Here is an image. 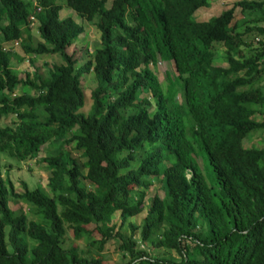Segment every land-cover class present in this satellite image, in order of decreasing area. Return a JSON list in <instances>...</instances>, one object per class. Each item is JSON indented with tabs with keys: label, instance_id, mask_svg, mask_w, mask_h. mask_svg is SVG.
I'll use <instances>...</instances> for the list:
<instances>
[{
	"label": "trees",
	"instance_id": "1",
	"mask_svg": "<svg viewBox=\"0 0 264 264\" xmlns=\"http://www.w3.org/2000/svg\"><path fill=\"white\" fill-rule=\"evenodd\" d=\"M62 1L0 0V121L13 119L0 126V154L50 172L47 191L17 193L4 175L13 164L0 160V264H102L65 240V224L98 253L118 242L127 264H264V147L243 145L264 131V0L201 22L193 15L210 0ZM63 8L95 25L93 51L78 46L84 27L61 18ZM55 54L62 63L44 74L12 71ZM159 60L173 67L165 89ZM91 73L82 115L81 78ZM156 184L163 196L132 222Z\"/></svg>",
	"mask_w": 264,
	"mask_h": 264
},
{
	"label": "rangeland",
	"instance_id": "2",
	"mask_svg": "<svg viewBox=\"0 0 264 264\" xmlns=\"http://www.w3.org/2000/svg\"><path fill=\"white\" fill-rule=\"evenodd\" d=\"M241 0H210L209 6L201 8L197 10L193 18L198 21H206L210 19L213 16H217L220 12L226 10L227 8L233 6L236 2ZM59 2L64 5V1L59 0ZM246 13H240V9L237 8L236 10V19L240 20L242 17L246 16ZM61 18L71 17L73 18L76 23L82 25L84 27V34H83V41L79 43L77 41V44L79 47L87 46L89 51H93L94 48L99 46V33L95 28V25L93 23H88L82 21L76 14L69 8H63V10L60 13ZM216 60L215 64H223V57H224V48H218L216 49ZM248 55V54H246ZM30 59L34 62L33 66L30 67ZM43 59V60H42ZM26 62L23 64H19L16 67H13L12 71L20 74L21 76H24L26 72L32 73L34 69H39L40 74L45 73V66L43 64L49 63V58L44 56H28L25 60ZM45 61V62H44ZM58 62H61V60ZM14 63V62H13ZM51 64H54V61L50 62ZM50 63L48 67H50ZM155 72L157 77L160 80L161 86L163 89H165L166 85L168 84L169 77H172L173 74V67L170 62H166L163 60H159L157 62ZM260 85L264 86V81H261ZM81 86L85 92L86 100L84 106L78 111L79 114L87 115L90 112V106H91V100H90V94L91 91L97 86V82L94 78V75L91 73L89 75H85L81 78ZM264 88V87H263ZM28 92L30 93L31 90L28 88H22L19 90V93ZM12 118L7 117L3 118L0 121V126H5L12 123ZM243 145L246 148H261L264 147V131H257L254 133L249 134L245 140L243 141ZM52 150V146L44 147L41 153L39 154V158L46 156L50 151ZM202 159L204 157L202 156ZM0 160L2 164L10 163L13 164V169L10 171H6L4 175L9 178V180L13 183L14 189L17 193H21L23 191V185H27L29 189H33L36 187L44 188L47 191L46 182L47 178L50 175L49 170L46 168L45 165L40 164L37 160L35 161H28V162H22V163H16L14 160L7 158L5 155L0 154ZM200 167L203 169L204 174L207 177V180L213 184V177L211 173V168L208 166V163L205 161L201 162L199 161ZM157 194L160 197L163 196V190L162 188L156 184L154 188L151 189V191L148 193L144 204H143V213L138 218H131L130 220L132 222H135L136 224H140L141 220L145 216L146 211L150 207L151 201L153 196ZM24 211H27V206L22 205ZM9 207L14 210L17 209L18 206L13 205L11 202H9ZM34 219L33 217L29 216V220ZM119 223L118 214H115L112 219V224ZM66 227V235L65 240L76 247H79L81 249L85 250V253H91L93 256L101 259L102 264H127L130 260L129 254H124L119 251L118 249V242L111 241L106 246L103 252L98 253L94 249H91V247L88 246L86 241L83 239H75L73 237V234L71 233V230L69 229V225L65 224ZM122 232L125 235H129V230L124 227L122 229ZM153 255L156 257H161L165 259H172L174 261H179V257L172 251H162V250H155L153 252Z\"/></svg>",
	"mask_w": 264,
	"mask_h": 264
},
{
	"label": "crops",
	"instance_id": "3",
	"mask_svg": "<svg viewBox=\"0 0 264 264\" xmlns=\"http://www.w3.org/2000/svg\"><path fill=\"white\" fill-rule=\"evenodd\" d=\"M44 57H47V58H49V63L50 62H52V61H54V64H56V65H60L62 62H58V60L60 61L61 59H60V57H59V55H57V54H55V55H52V56H44ZM43 60V59H42ZM26 61H24V63H25ZM45 62V61H44ZM23 63V64H24ZM49 63H45V64H43L44 66L45 65H47V64H49ZM51 64V63H50ZM20 90V89H19Z\"/></svg>",
	"mask_w": 264,
	"mask_h": 264
},
{
	"label": "built area",
	"instance_id": "4",
	"mask_svg": "<svg viewBox=\"0 0 264 264\" xmlns=\"http://www.w3.org/2000/svg\"><path fill=\"white\" fill-rule=\"evenodd\" d=\"M30 21L31 22H34V19L33 17L30 18ZM17 43H14L12 46H6L5 49L8 50V51H12V50H15V48L17 47ZM14 96V95H13Z\"/></svg>",
	"mask_w": 264,
	"mask_h": 264
}]
</instances>
